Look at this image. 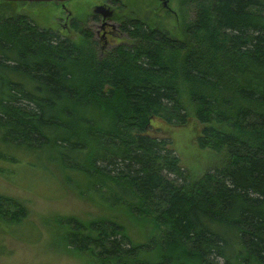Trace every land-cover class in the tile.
<instances>
[{
  "label": "trees",
  "instance_id": "16d2710c",
  "mask_svg": "<svg viewBox=\"0 0 264 264\" xmlns=\"http://www.w3.org/2000/svg\"><path fill=\"white\" fill-rule=\"evenodd\" d=\"M180 7L182 37L133 17L109 48L0 8V173L98 208L51 221L87 264H264V0ZM192 117L220 157L200 177L152 132ZM28 211L0 193V227L35 242Z\"/></svg>",
  "mask_w": 264,
  "mask_h": 264
},
{
  "label": "rangeland",
  "instance_id": "374dc122",
  "mask_svg": "<svg viewBox=\"0 0 264 264\" xmlns=\"http://www.w3.org/2000/svg\"><path fill=\"white\" fill-rule=\"evenodd\" d=\"M1 1L0 8H4L6 13L29 15L39 26L61 31L73 39L82 37L83 29L94 31L93 38L97 39L101 48H109L118 42L130 40V36L121 30H116V33L110 36L108 44L101 38L102 33L95 34L97 27L93 23L92 13L96 4L101 3L110 2L115 6L116 16L113 22L120 23L134 17L150 26L167 29L173 35L182 37L184 34L180 0H167V5H164V0H53L12 3ZM73 17L74 21H78V27H73L70 23ZM65 22L67 27L64 26ZM154 124L152 132L172 139L171 146L179 155L183 167L193 177H200L208 169L220 164V157L214 150L199 145L198 135L202 123L195 117L182 124H172L162 119L155 120ZM25 161L21 160L15 165L18 172L14 177L22 178L28 174L24 167L29 165ZM39 168L45 171L42 167ZM26 181L27 179L11 181L0 173V193L19 198L26 204L28 215L39 224L42 236L35 242L22 241L0 227V264H87V256L69 252L63 243L56 240L51 221L58 216L69 214L89 218L98 212V208L75 191L63 188L61 183L54 185L52 190L40 182L30 187Z\"/></svg>",
  "mask_w": 264,
  "mask_h": 264
},
{
  "label": "flooded vegetation",
  "instance_id": "af4514ba",
  "mask_svg": "<svg viewBox=\"0 0 264 264\" xmlns=\"http://www.w3.org/2000/svg\"><path fill=\"white\" fill-rule=\"evenodd\" d=\"M62 2H64V1H62ZM101 4H104V5L108 6V7H110V9L112 10V13H111V15H109L107 17H104L102 15V13L93 11V13H92L93 23L97 27L96 30H95V34L96 35H99L100 33H102L101 38L104 40V42L106 44L110 43V36H112L113 34H115L116 33V30H121L124 34H126L127 36H129V34L127 33V31H125L123 29V27H122L125 24V21L126 20H122L120 23L119 22H113L114 16H116L115 6H113L110 2L109 3H101ZM73 22H74V17L70 19V23H72V25L74 24ZM67 25L68 24L65 22L64 23V26L67 27ZM73 27H74V25H73ZM56 31H58V30H56ZM58 32H60V33H62L64 35H68V34L63 33L61 31H58ZM104 46H106V45H103V47Z\"/></svg>",
  "mask_w": 264,
  "mask_h": 264
},
{
  "label": "water",
  "instance_id": "95a60500",
  "mask_svg": "<svg viewBox=\"0 0 264 264\" xmlns=\"http://www.w3.org/2000/svg\"><path fill=\"white\" fill-rule=\"evenodd\" d=\"M8 1H53V0H8ZM59 1H66V0H59ZM164 5H167V0H164ZM94 11L102 13V15L104 17H107V16L111 15V13H112V10L110 9V7H108L104 4H97L94 7Z\"/></svg>",
  "mask_w": 264,
  "mask_h": 264
}]
</instances>
